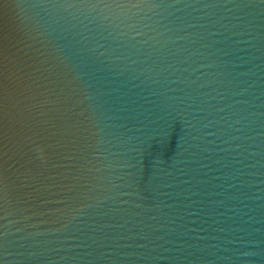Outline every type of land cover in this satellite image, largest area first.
<instances>
[{
  "label": "water",
  "instance_id": "95a60500",
  "mask_svg": "<svg viewBox=\"0 0 264 264\" xmlns=\"http://www.w3.org/2000/svg\"><path fill=\"white\" fill-rule=\"evenodd\" d=\"M0 264H264V0H0Z\"/></svg>",
  "mask_w": 264,
  "mask_h": 264
}]
</instances>
